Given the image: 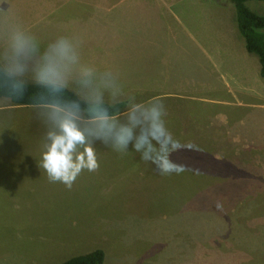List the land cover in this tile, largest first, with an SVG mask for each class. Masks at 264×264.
I'll return each mask as SVG.
<instances>
[{"label": "rangeland", "instance_id": "374dc122", "mask_svg": "<svg viewBox=\"0 0 264 264\" xmlns=\"http://www.w3.org/2000/svg\"><path fill=\"white\" fill-rule=\"evenodd\" d=\"M219 1L229 6L210 10L198 0L150 4L161 29L148 38L156 61L160 64L162 56L166 62V73L184 67L176 75L184 83L180 93L162 98L179 100L167 101L177 104L175 115L166 117L169 130L180 143L206 144L211 157L167 154L177 163L168 160L175 171L162 175L131 146L121 154L97 142L99 170L83 172L68 189L50 182L38 167L46 128L36 108L7 107L0 99V162L15 173L1 181L21 185L0 190V264H58L96 249L105 251L104 264H264V93L243 107L208 101L204 86L219 74L195 66V56L204 59L193 40L204 48L212 31L228 28L222 25L226 15L219 20L212 12L225 13L221 9L228 7L235 12L230 0ZM246 4L264 14L263 1ZM8 5H0V16L9 13L24 27L39 13L45 15L31 30L42 37V46L68 36L62 18L78 13H71L73 4L52 7L47 0H8ZM140 24L135 29L154 27L152 17ZM133 37L139 43L135 47L144 46L142 36ZM174 40L176 47L194 50L190 57L184 50L171 53ZM164 46L161 55L158 49ZM228 73L220 71L227 79ZM117 74L120 83L127 82L124 71ZM30 176L33 181L18 178ZM217 200L223 211L216 209Z\"/></svg>", "mask_w": 264, "mask_h": 264}, {"label": "clouds", "instance_id": "9594fccd", "mask_svg": "<svg viewBox=\"0 0 264 264\" xmlns=\"http://www.w3.org/2000/svg\"><path fill=\"white\" fill-rule=\"evenodd\" d=\"M5 4L8 0H0ZM81 45L76 37L60 36L42 47L9 13L0 16V99L10 104L29 83L46 93L35 104L46 128L39 169L50 182L71 189L83 172L99 170L96 144L101 142L121 154L131 146L162 175L172 174L167 152L179 141L168 128L164 100L141 102L126 95L115 73L82 61ZM69 90L76 100L65 98ZM121 103L126 109L122 118L114 112ZM215 207L223 211L224 204L217 200Z\"/></svg>", "mask_w": 264, "mask_h": 264}, {"label": "crops", "instance_id": "0c3cea01", "mask_svg": "<svg viewBox=\"0 0 264 264\" xmlns=\"http://www.w3.org/2000/svg\"><path fill=\"white\" fill-rule=\"evenodd\" d=\"M35 0H33L34 2ZM52 7L62 4H73L74 9L78 11L75 14H67L63 17V21L67 22L68 36H73L82 41L81 56L85 64L95 66L103 70H120L125 72L127 82L121 84L126 85L124 90L126 95L137 94L136 99L141 102H148L153 98H165L167 95L176 96L180 93V86L183 88L184 83L177 79L178 71H170L166 73L165 61L160 64L156 61V55L148 46V38L152 37L156 30L160 31V19L156 14L157 10L150 7L154 2L163 3L164 0H47ZM65 1V2H64ZM177 3V0H175ZM198 4H205L210 10L213 8H222V5L227 7V2L219 0H198ZM229 6V5H228ZM229 11L221 9L223 12L213 11L212 13L223 19V15L227 17L226 29L212 31L209 34L211 41H205L204 48L195 40V50H199L204 61L197 60L195 56V66L200 68H213L218 72V76L214 80L208 81L204 86L208 101H222L231 104V106H245L253 104L252 100L264 93V79L261 76V64L259 58L248 52L245 41L240 39V32L237 26L236 10L234 14L230 7ZM66 11L69 13L68 9ZM44 14L39 13L30 19L25 28L30 32L32 27L37 22L44 19ZM153 19L154 27L147 29H135V24L141 22L140 25L149 23ZM141 19V21H139ZM70 22V23H68ZM112 23L115 26L112 27ZM117 23L122 27L115 28ZM80 27V28H79ZM114 31V33L112 32ZM33 33V32H32ZM135 36H142L144 46L139 45L134 40ZM152 35V36H151ZM38 37L39 34L37 33ZM42 37H39L41 39ZM164 39V38H163ZM242 41V42H241ZM120 42V43H119ZM141 44V43H140ZM180 43H178L179 45ZM46 47V46H42ZM171 53L175 54L176 50L181 53L182 50L192 54L194 50L190 48L176 47V41L171 44ZM165 46L159 48L161 55L165 52ZM180 59V58H179ZM222 68L228 70L229 79L221 76ZM118 70V71H119ZM116 71V75L118 74ZM220 77V78H219ZM187 84L192 82L187 81ZM196 84V82H194ZM234 86L237 88L235 89ZM168 87V89L166 88ZM164 88L167 91H163ZM197 94V93H196ZM244 94L248 97H245ZM220 95V96H219ZM250 95V96H249ZM197 96V95H196ZM199 97V96H198ZM197 98V97H196ZM200 99V98H197ZM211 99V100H209ZM167 107V117L175 115L176 103L167 101H179L176 99H163ZM193 100V99H191ZM4 102V101H3ZM238 103V104H236ZM7 107H26L16 106L6 103ZM248 107V106H246ZM31 108V107H30ZM36 108V107H35ZM37 111V109H36ZM125 114V112L123 113ZM122 114V115H123ZM33 117V114H31ZM167 121V120H166ZM167 125L172 130V127L167 121ZM168 127V128H169ZM9 162V161H8ZM7 162H0V190L6 189V186L11 191L20 188V183L13 180L8 185L2 184L1 180H10V176L15 173L11 172L5 166ZM15 176V175H14ZM17 177V176H16ZM30 177H18L21 181H33Z\"/></svg>", "mask_w": 264, "mask_h": 264}, {"label": "trees", "instance_id": "16d2710c", "mask_svg": "<svg viewBox=\"0 0 264 264\" xmlns=\"http://www.w3.org/2000/svg\"><path fill=\"white\" fill-rule=\"evenodd\" d=\"M235 7L236 10V19H237V26L239 29L240 34L242 35L246 48L248 52L255 54L260 61L261 64V76L264 78V14L258 13L247 6V1L249 0H230ZM263 1L264 0H259ZM65 98L68 101L76 100V96L72 91L65 92ZM46 93L45 90L33 83H29L25 90L22 91L20 96L12 101L10 104L16 106H33L35 104L45 99ZM126 111L124 104H118L114 109V112L119 116ZM176 135V134H175ZM178 139V138H177ZM179 141V139H178ZM191 142L188 141H181L176 143L174 147L170 148L167 154L173 155H181L184 157L186 154H192L195 156H205L211 157L212 150L209 146L202 145H193L190 144ZM180 144H184L183 147ZM204 146V147H200ZM188 148L190 151H186L185 149ZM178 156V155H177ZM177 158V157H176ZM176 158L173 159L170 157L168 160L176 162ZM202 161V160H201ZM186 162V161H183ZM187 164L189 162H186ZM180 166V165H179ZM175 180V179H173ZM105 251L103 249H96L88 253H84L81 255H77L73 258H70L64 262L58 264H104L105 262Z\"/></svg>", "mask_w": 264, "mask_h": 264}]
</instances>
